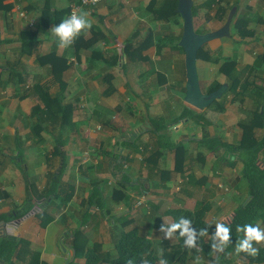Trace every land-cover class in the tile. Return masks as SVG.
<instances>
[{
    "label": "crops",
    "instance_id": "1",
    "mask_svg": "<svg viewBox=\"0 0 264 264\" xmlns=\"http://www.w3.org/2000/svg\"><path fill=\"white\" fill-rule=\"evenodd\" d=\"M73 1L78 0H23L28 18L23 19L15 13L13 0H2L9 8L0 11V226L2 235L22 241L15 264H82V252L91 246L101 254V264H109L115 255L113 232L130 224L162 252L175 243L174 232L165 238L166 228L161 231V225L172 222L167 210H192L205 203L206 217L216 225L241 203L235 204L247 188L239 180L241 162L227 163L200 140L217 136L237 144L241 119L264 110V32L258 29L249 45L237 42L241 48L232 47V52L222 51V38L215 39L218 48L210 46L236 59L239 73L246 66L254 68L247 98L218 101L213 113L209 105L198 110L184 101V52L171 45L181 30L177 23L151 20L145 9L149 0H103L82 7L79 14H86L91 28L61 47L52 29L67 19ZM246 3L253 8L258 0ZM27 30L35 31L34 47L21 46L20 34ZM133 32L136 41L151 33L149 46L141 52L146 59L129 61L121 54ZM55 55L58 62L52 67L49 57ZM218 66L201 62L205 88L212 81L228 86ZM46 89L51 95L60 93L62 103L71 106L68 123L60 124L59 118L39 124L31 114L35 104H44ZM186 106L201 119L174 122ZM50 107V112H59L57 104ZM160 124L166 126L151 131ZM177 144L181 146L173 149ZM235 163L238 173H233ZM119 175L124 180L120 183ZM53 184L66 192L65 203L47 198L56 192H48ZM27 193L31 200L25 204ZM91 193L98 205L88 209ZM140 196L145 200L136 206ZM27 205L28 211L13 217ZM44 208L50 221L42 226L37 213ZM3 216L10 218L4 222ZM75 229L77 254L71 246Z\"/></svg>",
    "mask_w": 264,
    "mask_h": 264
},
{
    "label": "trees",
    "instance_id": "2",
    "mask_svg": "<svg viewBox=\"0 0 264 264\" xmlns=\"http://www.w3.org/2000/svg\"><path fill=\"white\" fill-rule=\"evenodd\" d=\"M227 1L228 0H203L198 4L194 3L191 10L194 30L196 33L204 32L201 30L199 31V28H195L196 20L201 19L204 20L202 21L203 23H206L213 17L219 20L224 18L227 19L231 8L235 7L236 12L231 20L235 32L230 33L229 37L233 38L235 33L239 37L236 41L249 45L252 41L247 40V38L254 37L253 29L247 27L249 19L248 12L252 8L246 5L244 8V14L238 16L237 11H239V0L231 4ZM262 1L264 3V0ZM176 6L177 0H149L145 9L146 13L151 16V20L168 25L169 23H178V17L181 18L179 13L176 12ZM8 8L9 5L3 4L2 0H0V11H7ZM34 32L35 31L30 30L21 32L20 43L22 47H26V45L31 47L35 46L36 41ZM181 35L182 29L176 37L171 38V45L174 49L181 51L183 54V49L178 44ZM137 36V32H133L129 38L123 42L121 47V54L126 56V59L129 61L147 58L145 55H142L141 52L149 46L151 33L148 32L140 41H136ZM77 38L78 37L74 39L75 42L77 41ZM160 41L161 44H163L167 39ZM49 58L54 59V61L50 60L49 62L52 67H55L58 62L57 56H50ZM200 58L210 62L219 63L218 70L225 76L226 82L228 83V88L218 101H225L230 93L232 94V99L233 97L241 101L244 99L245 92L250 89V78L248 76L249 73H251L250 71L254 69L253 65L244 68L243 73L245 72L247 75L245 79H242L236 68L237 60L229 57L222 59L220 50L216 51L210 49L209 43H205L198 49L197 59ZM52 71L54 72V70ZM220 85L221 83L212 81L203 92H210ZM27 89L28 88H26L25 91ZM47 90L48 89L43 91L44 93L41 99L44 104H35L31 110V114L36 115L39 124L42 121L56 123L59 118L60 124L63 125L68 123V115L71 112V106L62 103L60 93L51 95ZM25 93L20 94V97L26 95ZM54 104H57L59 107V112L57 113L49 111L51 109L50 106ZM183 119L199 121L201 115L196 110L186 106L174 122ZM165 126L166 124L155 125V128H152L151 131L157 132ZM239 127L241 135L237 144L222 141L221 138L217 136H206L202 137L200 140L201 143L212 153L216 156H220L227 163L232 164L237 161L241 162V176L246 181L247 185L246 197L231 212V214L221 222L230 230L229 242L223 247V250L216 253V257L212 259L210 258V264H236L232 259V256L238 251L237 249L240 241L245 238V233L239 231V228L248 224H251L254 227L259 226L260 224L264 230V110H258L257 112L252 113L249 121L246 123H239ZM259 127L262 129V135L259 138H255L254 130ZM179 146L181 145L177 144L173 149L178 148ZM61 154L63 155V153ZM62 158L63 160L60 169H63L65 165L64 156ZM118 177H120L119 183L124 181L121 175ZM53 185V187L49 188L48 192L54 190H56V192L49 193L47 198L50 196L57 197L62 203H65L66 192L61 190V188L59 189V184ZM64 192V196H61V193ZM30 200V194L27 193L25 204H28ZM95 200L96 194L94 195L91 193L88 200V209L92 206L91 204L95 203L98 205ZM28 209L29 206L27 205L26 209L16 212L13 217H20L24 212L28 211ZM208 209L209 205L203 203L192 210L183 207H173L166 212L172 218L171 224L181 223V220L189 221L188 227L195 233L194 247H189L185 243L188 237L187 234L184 236L180 235L181 229L173 231L175 236L174 246L170 250L165 249L162 252H158L154 248L152 240L139 233L136 227L115 230L112 237L115 255L109 260V264H129V261H131L132 264H142L143 260H147L148 264H160L161 260H163L165 264H186L191 257L196 258L199 256L207 258L209 236H215L217 231L216 225L211 223L206 217ZM46 210L47 208H44L41 212L37 213V217L40 219L42 226L50 221V216ZM9 218V216H3L1 219L6 222ZM202 232L204 233L203 235L201 234ZM2 233L3 231L0 226V264H15L22 241L19 238L2 235ZM72 234L74 237V243L71 246L75 250V254H77L78 247L76 240L79 234L78 229H75ZM218 244L220 246V239L218 240ZM253 247L258 249V254L256 256H251L244 251H238L237 253L244 255L247 261L251 264L264 263V242L259 244L253 242ZM82 258V264H101L102 262V256L94 246L86 247L82 252ZM72 261L73 260H70L67 264H72Z\"/></svg>",
    "mask_w": 264,
    "mask_h": 264
},
{
    "label": "rangeland",
    "instance_id": "3",
    "mask_svg": "<svg viewBox=\"0 0 264 264\" xmlns=\"http://www.w3.org/2000/svg\"><path fill=\"white\" fill-rule=\"evenodd\" d=\"M202 0H194V2L195 3H199V2H201ZM248 0H240V2H239V11H237L238 12V16H242V14H244V8H245V5L247 4L246 2H247ZM256 0H251V3H254ZM227 2H229V4H231L232 3V0H229V1H227ZM249 7H250V5H248ZM263 8H264V3H263V1L262 0H258V3H254L253 4V8H252V10L250 9V11L248 12V15L250 16V17H248L249 19H248V24H247V27H249V28H252L253 29V33H254V35L255 34H257V30L258 29H260V33H262V32H264V22H260L259 21V19H258V17L259 16H263L264 15V10H263ZM253 11V12H252ZM235 12H236V10H235ZM213 13V12H212ZM261 14V15H260ZM264 17V16H263ZM237 18H239V17H237ZM260 18H262V17H260ZM202 21H204V20H196V26H195V28L197 29V28H199V31L201 30V31H204V32H209V31H214V30H216V29H218V28H220L224 23H225V21H226V19L224 18V19H222V20H219V19H217V18H215V17H213V18H211L209 21H207L206 23H203ZM233 24V23H232ZM232 24L230 25V33H232V32H235V30L233 29V27H232ZM177 25H179L178 26V31H180L181 29H182V19L181 18H179L178 17V23H177ZM203 32V33H204ZM239 37L234 33V35H233V38L232 37H223L221 40L222 41H220V42H223L222 43V45H221V48H223L222 49V51L223 52H225V53H228V52H232V49L236 46V47H238L239 49L241 48V45L239 44V43H237L238 41H236L237 39H238ZM216 40H220V39H216ZM247 40H251V37H248L247 38ZM214 42V43H213ZM218 44V41H211V42H209V48H210V46L212 47V48H218V47H216V45ZM264 45V44H263ZM233 47V48H232ZM214 50H216V49H214ZM218 51V50H217ZM223 52L221 53V57H222V59L223 58H226L227 56H224V54H223ZM245 52L246 51H244V53L242 52V54H245ZM223 55V56H222ZM232 55H233V53H232ZM234 56V55H233ZM202 61H204L203 59H198L197 61H196V66H197V72H198V78L200 79V82H199V84H200V88H201V90L202 91H205V83H204V81H203V79L205 78V74H203L202 72H201V70H200V64H201V62ZM238 62V61H237ZM213 63V62H212ZM244 70V69H243ZM243 73V71L241 72V73H239L241 76V78L242 79H245V77H246V75L245 74H242ZM208 76V75H207ZM231 97V98H230ZM247 97H246V95H245V97H244V99L243 100H245ZM229 99H231L230 100V102L228 101ZM235 100V98L233 97V99H232V94L230 93L229 95H228V97L226 98V102H229V103H231L232 101H234ZM242 100V101H243ZM218 102V99L217 100H214L209 106H208V108H210L209 110L210 111H212L213 113L214 112H216L218 109L216 108V105L217 104H219V103H217ZM242 103V102H241ZM213 106H215V108L213 107ZM251 114V113H250ZM249 115V114H248ZM251 116V115H250ZM247 117V118H243V119H241L242 121H241V123H246V122H248L249 121V119L251 118V117ZM226 134V133H225ZM224 134V135H225ZM254 136H255V138L257 137V138H259L260 136H261V134H260V127L259 128H256L255 130H254ZM232 158V157H231ZM236 166H237V164L235 163L233 166H232V169L234 168V170H233V173H238L237 171V168H236ZM238 177V174L236 175V178ZM243 180V178H242V176L240 177V175H239V180ZM241 180H240V183H241ZM244 182H246V181H244ZM245 185V184H244ZM246 190H247V188H246ZM246 190H243V193H241V195H243L242 197H240L238 200H236V202H235V204H238V203H240L246 196H244V195H246ZM244 197V198H243ZM230 202H232V200H230ZM231 213V210H229V211H227L220 219V222H222V221H224L227 217H228V214H230ZM208 220L211 222V223H213V220L210 218V217H208ZM130 227H132V225L130 224V225H128V226H126V229H128V228H130ZM259 228H263V227H261L260 226V224H259ZM263 230V229H262ZM218 240H219V238L215 235V236H209V240H208V253H207V258L205 257V258H203V257H196V258H194V257H191L188 261H187V263L186 264H210L211 263V261H210V258L212 259V258H214V257H216V253H218L219 251H220V247H219V244H218ZM215 246V247H214ZM171 249V247L170 248H168V250H170ZM238 252V251H237ZM235 253V254H233V256H232V259L235 261V263L236 264H251V263H249L248 261H247V259H246V257L244 256V255H241L240 253L238 254V253ZM258 264H264V263H258Z\"/></svg>",
    "mask_w": 264,
    "mask_h": 264
},
{
    "label": "water",
    "instance_id": "4",
    "mask_svg": "<svg viewBox=\"0 0 264 264\" xmlns=\"http://www.w3.org/2000/svg\"><path fill=\"white\" fill-rule=\"evenodd\" d=\"M192 3V0H177L176 12L179 13L182 19V35L178 44L184 52L186 74L184 101L191 107L202 110L214 100L219 99L228 86L223 83L210 92H202L196 69L197 51L205 43L229 37L235 7L231 8L225 23L220 28L205 33H196L193 27Z\"/></svg>",
    "mask_w": 264,
    "mask_h": 264
},
{
    "label": "clouds",
    "instance_id": "5",
    "mask_svg": "<svg viewBox=\"0 0 264 264\" xmlns=\"http://www.w3.org/2000/svg\"><path fill=\"white\" fill-rule=\"evenodd\" d=\"M91 28V22L86 18V14H73L71 17L63 20L59 25L53 27L52 31L55 36L59 38L61 47H66L72 44L73 40L80 35V33ZM189 221L181 220V223H173L168 227L161 225V231H165V238H171L173 231L176 229H181L180 235L184 236L187 234V240L185 243L189 247L195 246V233L188 227ZM216 236L220 239V250H223L229 242V228L222 223L216 224ZM245 233V238L240 241L238 251H244L251 256H256L258 254V249L253 247V242L259 244L264 242V230L259 228V226H252L251 224L244 225L242 228L238 229ZM204 234L203 232L201 233ZM215 247V246H214ZM129 264H132L129 261ZM142 264H148L147 260H143ZM160 264H165L163 260Z\"/></svg>",
    "mask_w": 264,
    "mask_h": 264
},
{
    "label": "built area",
    "instance_id": "6",
    "mask_svg": "<svg viewBox=\"0 0 264 264\" xmlns=\"http://www.w3.org/2000/svg\"><path fill=\"white\" fill-rule=\"evenodd\" d=\"M103 0H78V1H73L69 4V9H68V14L67 18L71 17L73 14H79V10L82 7H88V6H94L97 3L101 2ZM14 2V11L17 14L19 18L26 19L27 18V13L22 7V2L23 0H13ZM28 19V18H27ZM34 24V20L29 19V26H32ZM95 130L99 131L101 130L100 125L95 126ZM145 200V196H140L135 200V205L139 206L143 201Z\"/></svg>",
    "mask_w": 264,
    "mask_h": 264
}]
</instances>
